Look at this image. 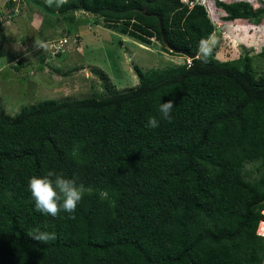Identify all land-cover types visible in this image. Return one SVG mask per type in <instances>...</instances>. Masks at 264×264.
<instances>
[{
  "label": "trees",
  "instance_id": "1",
  "mask_svg": "<svg viewBox=\"0 0 264 264\" xmlns=\"http://www.w3.org/2000/svg\"><path fill=\"white\" fill-rule=\"evenodd\" d=\"M36 7L70 25L81 10L141 44L158 41L170 55L177 54L166 44L193 52L215 29L203 5L182 0H64L56 13ZM215 8L223 22L264 21V3L217 1ZM134 70L138 85L128 91L43 100L0 117V264H264L257 233L264 221V73L247 55L220 62L213 51ZM160 100H173L175 109L152 129L147 121L159 116ZM76 146L79 160L71 157ZM50 170L107 189L115 207L86 195L71 217L41 215L28 181ZM37 227L56 238L32 239Z\"/></svg>",
  "mask_w": 264,
  "mask_h": 264
},
{
  "label": "rangeland",
  "instance_id": "2",
  "mask_svg": "<svg viewBox=\"0 0 264 264\" xmlns=\"http://www.w3.org/2000/svg\"><path fill=\"white\" fill-rule=\"evenodd\" d=\"M32 1L0 0V117H13L43 100L96 98L112 91H128L138 85L135 66L145 71L189 62L183 55L166 53L156 40L149 46L141 44L104 27L102 19L81 10L74 13L70 25L58 14L54 15L56 20L46 18L36 7L44 5L56 13L64 0ZM182 1L190 6L203 5L215 28L206 45L199 49V55L213 51L220 62L247 55L255 71L264 73V21L260 25L242 20L223 22L215 2L232 0ZM240 1L254 8L264 3ZM15 17L24 18L12 25L9 21ZM22 22L26 23L24 27ZM65 37L68 42L63 52L49 56L50 46ZM97 73L106 79L108 90ZM256 166L246 165L252 178L259 176ZM262 224L264 221L257 233L264 236L260 231Z\"/></svg>",
  "mask_w": 264,
  "mask_h": 264
},
{
  "label": "clouds",
  "instance_id": "3",
  "mask_svg": "<svg viewBox=\"0 0 264 264\" xmlns=\"http://www.w3.org/2000/svg\"><path fill=\"white\" fill-rule=\"evenodd\" d=\"M174 101L158 103V117H149L147 127L155 129L160 125L161 120H170L174 110ZM71 157L74 160L80 158V146H76L71 151ZM28 191L34 202V209L44 216L57 217L59 213L64 212L71 217L77 206L83 198L92 195H98L102 201H107L110 208L115 207V201L110 198L107 189L97 190L92 186L82 182L77 174L71 177L63 172L50 170L42 176H32L28 181ZM32 239L46 243L56 238V233L47 230H41L37 227L28 234Z\"/></svg>",
  "mask_w": 264,
  "mask_h": 264
},
{
  "label": "water",
  "instance_id": "4",
  "mask_svg": "<svg viewBox=\"0 0 264 264\" xmlns=\"http://www.w3.org/2000/svg\"><path fill=\"white\" fill-rule=\"evenodd\" d=\"M53 15H55V14H53ZM162 41H163V43L166 44V40H165L164 36H162ZM166 48L170 52H173L174 54L185 56L189 62L192 61L193 59H197L199 57V49H200L199 47H196L193 52H187L185 50L176 49L173 46H171L170 44H166Z\"/></svg>",
  "mask_w": 264,
  "mask_h": 264
},
{
  "label": "built area",
  "instance_id": "5",
  "mask_svg": "<svg viewBox=\"0 0 264 264\" xmlns=\"http://www.w3.org/2000/svg\"><path fill=\"white\" fill-rule=\"evenodd\" d=\"M75 40V39H74ZM68 42V39L65 37L62 40H60L59 42L52 44L49 48V56H54V55H58L59 53L63 52V47L64 45ZM76 42V40H75Z\"/></svg>",
  "mask_w": 264,
  "mask_h": 264
},
{
  "label": "crops",
  "instance_id": "6",
  "mask_svg": "<svg viewBox=\"0 0 264 264\" xmlns=\"http://www.w3.org/2000/svg\"><path fill=\"white\" fill-rule=\"evenodd\" d=\"M22 18H24V17H15V18H13V20H11V21H9L12 25H14V23H12V22H17V21H19V20H21ZM29 21V20H28ZM27 20H25V22L27 23L28 22ZM25 22H22V23H20L23 27L26 25V23ZM10 27H11V25H9Z\"/></svg>",
  "mask_w": 264,
  "mask_h": 264
},
{
  "label": "bare ground",
  "instance_id": "7",
  "mask_svg": "<svg viewBox=\"0 0 264 264\" xmlns=\"http://www.w3.org/2000/svg\"><path fill=\"white\" fill-rule=\"evenodd\" d=\"M260 228H261V230H260L261 233L264 234V224H262V225L260 226Z\"/></svg>",
  "mask_w": 264,
  "mask_h": 264
}]
</instances>
